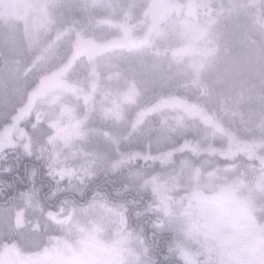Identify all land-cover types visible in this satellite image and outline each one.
Here are the masks:
<instances>
[{"label":"trees","instance_id":"1","mask_svg":"<svg viewBox=\"0 0 264 264\" xmlns=\"http://www.w3.org/2000/svg\"><path fill=\"white\" fill-rule=\"evenodd\" d=\"M115 1L121 6L117 15L100 4L95 17L92 0H52L50 28L44 32H30L20 18H0V213L25 212L22 228L12 216L7 219L12 226L0 220V249L12 245L22 252L41 251L49 245L48 237L63 233L62 224L49 214L65 219L104 201L122 209L125 232L144 241L149 264H264V177L260 175L264 112L259 107L264 89L260 48L264 0H162L165 42L147 36L151 19L145 11L152 0ZM119 16L126 18L123 30L115 25ZM132 25L135 39L130 44L112 42L121 31L124 38L125 29ZM101 27H113L101 34L107 42L75 50L81 33L92 36L91 30ZM185 30L188 44L184 46L197 45L178 53L173 44L176 37L183 39ZM223 33L226 39L221 38ZM93 64L96 71L91 77ZM48 66L51 71L62 68L63 76L82 69L83 78L96 83L95 90L90 86V94L101 91L95 115L84 120L71 117V130L79 131L67 146L75 150L76 159L68 156L69 149L53 146V141L57 144L54 129L44 119L37 122L30 109L38 96H28L41 82L40 71ZM56 81V87L62 85L59 78ZM120 93L122 107L107 105L109 97L115 100ZM250 95H255L256 106L249 104ZM24 101L26 108H20ZM166 101L174 106L158 109ZM18 109H24L19 129L23 139L16 142L4 130ZM113 110L124 116L106 118ZM31 142H41L43 152L30 148ZM142 157L150 158L149 163L151 158L166 163L145 164L143 169L137 165L131 168L136 174L130 176L124 162L137 159L143 164ZM101 165L122 169L121 175L128 179H95ZM78 168L85 171L74 173ZM196 170L219 176L229 173V186L242 191V199L250 204L242 209L249 230L243 241L233 246L203 236L194 240L172 230L158 240L150 229L141 235L139 225L129 235L128 200L139 201L132 211L146 214L152 197L165 190L149 177L181 173L179 186L160 195L170 209L177 194L183 193L179 191L189 192L188 187L196 183L187 176ZM129 179L145 193L143 199L125 191Z\"/></svg>","mask_w":264,"mask_h":264},{"label":"rangeland","instance_id":"2","mask_svg":"<svg viewBox=\"0 0 264 264\" xmlns=\"http://www.w3.org/2000/svg\"><path fill=\"white\" fill-rule=\"evenodd\" d=\"M161 1L152 0L150 6H147V11H145L151 19V29L147 36L150 39L152 38L154 42H165V37L168 35H166L163 22L160 20V16H162ZM92 3L94 5L92 13L95 17L99 12L98 7L100 4L107 8L108 13L114 15H117L116 13L121 8L119 2L115 0H92ZM51 4L52 0H0V18H20L30 32H44L45 29L47 31L50 28L48 20L51 19ZM140 13H143V11L141 10ZM106 18L113 20L111 15H108ZM117 20L121 24L116 22L115 25H122L123 30L126 26V18L119 16ZM103 21L108 22L106 19ZM133 27L134 25L129 27V29H125L124 33L127 35L124 38L122 31L115 37L113 36L114 41L112 42H116L118 45L130 44L135 39L132 37V33L135 31ZM111 29L113 27L95 28L91 30L92 36L87 33H81L74 46L75 50L78 52L107 42L108 40L101 34ZM187 35L188 33L185 30L183 39L176 37L173 46H175V50L178 49V53L185 52L184 48L189 50L197 45L196 42L190 43L191 45L185 47L184 45L188 44L185 42ZM205 35L206 32L203 33V36ZM51 68V66H48L40 71L43 73L41 82L37 87L32 89L31 95L28 96V99L38 96L30 109L33 111L37 122L44 119L54 129V139H56L57 144L53 141V146L58 147L60 145L61 148L69 149L68 156L76 159L77 157H74L73 152L75 150L71 145L67 146L69 138H72L79 131V129L76 131L71 130V117L84 120L88 115L89 117L95 115L94 104L97 108V100L101 91H96L93 95L90 94V86L95 90L93 84L96 83L87 81L86 76L83 78L82 69L75 68L70 72L66 71L63 76L61 74L62 68L52 71ZM95 71L96 69L93 64L88 76L94 77ZM58 78L62 82V85L56 87V80ZM55 83L56 85H54ZM23 97L20 96V100H23ZM121 98V93L118 97H115V100L113 97H109L107 105L110 107H122L120 105ZM26 103L27 101H24L20 108H24ZM20 105H18V108ZM173 106L174 102L166 101L164 104H160L158 109H170ZM80 109L83 111L85 109L86 114H83V111ZM105 109L107 110L108 107L105 106ZM23 110L18 109L14 114L12 124L4 130L7 136L14 137L16 142L23 139L20 133L22 131V123L20 122ZM151 111L153 112V110ZM66 114L70 115L66 116ZM123 116V112H116L114 110L106 114V118L108 119H119ZM106 139H108V135H106ZM31 143H34V145H30V148L35 147L38 153L43 152L44 146L41 142L38 144L36 142ZM231 144L236 145L235 143ZM38 153L37 155H39ZM57 158L60 157L57 155ZM82 171L85 170L78 168L73 172L78 174ZM188 175L196 183L190 185L192 188L188 187L191 189L189 192L179 191L183 192L179 195L185 197L188 201L183 213L185 222L182 225L174 226L171 230L176 235L180 234L188 238L191 237L194 240L196 237L202 238L203 236L210 241L220 240L226 244L228 242L233 246L243 241L249 230L245 227L248 225V217L242 209L249 207L250 204L245 199H242V191L237 192L234 187L229 186L231 184L230 174L225 173V175L219 176L202 170H196L194 172L191 171V174ZM148 179L153 180L157 186H164L165 190L155 194V197L158 198L159 202L167 210H170L168 205H165L169 202H166L165 197H161L160 195H168L175 184L179 186L181 173L172 172L149 177ZM236 184L240 186L242 183ZM176 199L177 196L173 201ZM11 216L18 227L22 228L24 226V210H17L15 213H0V220L6 222L7 226L8 223L11 224L7 220L11 219ZM59 216L57 213L49 214V217L56 223L62 224V235L48 237L49 245L41 251H25L29 256L28 259H23L24 262L22 264H149L147 257L144 255L141 241L138 238L128 236L125 232L126 218L120 207L106 205L104 201H95L92 206L74 212L72 217L62 219ZM236 233L238 234L236 235ZM13 252L16 254L23 253L16 246L7 245L4 247L6 264H16L17 258H12L14 256ZM22 256L24 255H20V257Z\"/></svg>","mask_w":264,"mask_h":264},{"label":"clouds","instance_id":"3","mask_svg":"<svg viewBox=\"0 0 264 264\" xmlns=\"http://www.w3.org/2000/svg\"><path fill=\"white\" fill-rule=\"evenodd\" d=\"M222 39H226V33L222 34ZM260 48L264 52V36L261 37ZM249 104L251 106H256L257 100L255 95L249 96ZM259 107L261 112H264V89H261V100L259 102ZM264 133V129L261 130ZM144 163L140 164L139 160L132 159L125 161L124 165L129 168L130 176L135 175L136 173L131 172V168L139 166V169H143L145 164H149L150 167L155 166L158 162L161 165H164L165 161H157L156 158H151V163H149L150 158L142 157ZM251 165L249 169L251 170ZM122 169L113 168L107 165H101L95 173V179L104 180L110 179L112 177H118L121 181L128 179L121 175ZM260 175L264 177V162L261 163ZM251 181V176H250ZM125 191L134 192L137 196H140L141 199L144 198L145 193H142L137 190L136 186L131 183L130 179L128 183L124 184ZM187 199L183 196L177 194V199L171 202L170 210H166L165 207L159 202L157 197H152L149 202V207L147 213H140L132 211V206H135L139 203L136 199L128 200L130 205L128 212V223L127 228L129 230V235L136 233V225H139V233L143 235L147 230L152 231V236L157 237L158 240L162 239L163 236L168 233L171 228L176 225H182L185 222L184 209L187 205ZM146 215V219H143V223H140V220L143 216ZM144 241L141 240V243ZM158 264V262H156ZM172 264H181L180 261H174Z\"/></svg>","mask_w":264,"mask_h":264},{"label":"flooded vegetation","instance_id":"4","mask_svg":"<svg viewBox=\"0 0 264 264\" xmlns=\"http://www.w3.org/2000/svg\"><path fill=\"white\" fill-rule=\"evenodd\" d=\"M18 249V248H17ZM19 250V249H18ZM14 253V252H13ZM28 253L27 252H23L22 254H16V253H14V256L12 257V258H14V257H16L17 259H16V264H22L23 262H24V260L23 259H28V256L29 255H27ZM20 255H24V256H22V257H20ZM0 264H6V262H5V253H4V248H2V249H0ZM9 264H11V263H9ZM15 264V263H14Z\"/></svg>","mask_w":264,"mask_h":264}]
</instances>
